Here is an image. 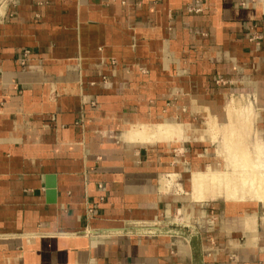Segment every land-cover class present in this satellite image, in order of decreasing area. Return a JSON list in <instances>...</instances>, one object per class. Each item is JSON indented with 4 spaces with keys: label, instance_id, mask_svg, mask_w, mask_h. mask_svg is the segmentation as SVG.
Masks as SVG:
<instances>
[{
    "label": "crops",
    "instance_id": "0c3cea01",
    "mask_svg": "<svg viewBox=\"0 0 264 264\" xmlns=\"http://www.w3.org/2000/svg\"><path fill=\"white\" fill-rule=\"evenodd\" d=\"M0 4V264H264L257 206L187 198L204 152L125 137L221 91L264 131V0Z\"/></svg>",
    "mask_w": 264,
    "mask_h": 264
},
{
    "label": "bare ground",
    "instance_id": "6f19581e",
    "mask_svg": "<svg viewBox=\"0 0 264 264\" xmlns=\"http://www.w3.org/2000/svg\"><path fill=\"white\" fill-rule=\"evenodd\" d=\"M2 11L3 8L0 4V13H2ZM233 97L225 105L224 120L222 122H219L214 115L209 116L207 113L205 115L208 116V120L205 123L206 128L199 127L193 129L200 130V135L202 137H205L208 133L210 138H212V134H214L213 129H215L216 126L218 132L222 133L223 136L226 135V141L225 143L223 142L226 144V146L224 145L226 148L224 146H222L221 149L216 147L218 149L217 151H230L232 148L235 155L230 154V156L233 155V158H235V160L237 159L238 164L241 165L242 168H236L233 163V158L228 155L226 156L224 170L212 171L208 169L194 172L191 177V195L194 200H203L211 196H223V198L225 197V199L228 198L230 200L235 199V197H240L239 199L251 197L257 200L259 199L260 201L262 200L264 203V145L258 144L255 138H250L251 132L255 131V114L251 113L253 109H250V102L246 104V102L240 98ZM206 112L204 111V114ZM190 125L173 122L153 125L140 124L127 131L125 137L129 140L139 141L140 143L176 142L189 138L187 130L190 129ZM214 135L216 136V134ZM234 135L243 138V140H239V142L234 141L231 138V136L234 137ZM218 145L220 144L218 143ZM226 152L227 151H225V153ZM250 221L251 222L247 223V227H251L255 219L253 218Z\"/></svg>",
    "mask_w": 264,
    "mask_h": 264
},
{
    "label": "rangeland",
    "instance_id": "374dc122",
    "mask_svg": "<svg viewBox=\"0 0 264 264\" xmlns=\"http://www.w3.org/2000/svg\"><path fill=\"white\" fill-rule=\"evenodd\" d=\"M3 12V11H2ZM218 86L219 87H225L226 85H224V81L222 80V79H219L218 80ZM220 94H221V96H222V98L225 100L224 102H221V104H220V106L222 105L223 107H222V110H221V112H220V114L218 115V120H220L219 122H222L223 120H224V117H223V109H225V105L229 102V100H231V98L233 97V98H240L241 100H243L244 102H246V104H248V102H250L249 101V97H247L246 95H242L239 91H235V92H233V91H221L220 92ZM243 96H245V98H243ZM221 98V101H223V99ZM229 99V100H228ZM251 100V99H250ZM253 103H251V107H250V109H253L252 111H251V113L253 114H255V119H254V130L255 131H252L251 132V134H250V138L252 139V138H257V136H258V138H259V135H261V137H263L264 138V131L262 130V129H260V130H258L257 128H256V123L258 122V115H257V103L256 102H254V101H252ZM206 110H207V108H205V112H206ZM208 113V115L209 116H213L210 112H209V110H207V112L204 114V115H206ZM208 116H205V117H202V118H194L193 120H194V124L192 125V126H194V127H201V128H206V121L208 120V118H207ZM190 122V121H189ZM158 123H167V121H163V122H158ZM158 123H152V124H150V125H153V124H158ZM173 123H179V122H173ZM146 125H148V124H146ZM187 125H189V124H187ZM190 129H188L187 130V135L189 136V138L188 139H193V140H197V141H193V140H188L187 139V143L185 144L186 146H187V148H186V150H182L181 151V154H182V157H185L186 158V163L188 162L189 163V166H188V172H186V173H188V174H190V169L192 170L194 167H195V159L194 158H196V153H198V155H200L199 153H205L204 154V161H203V164H202V169H200V168H194L193 170L194 171H192L191 172V176H190V179H191V177H192V174H194V172H198V171H203V170H217V171H221V170H224L225 169V163H226V156H230V154H233V155H235L234 154V152H233V150H232V148L230 149V151H228V150H225V151H227L226 153H225V151L223 152V151H217L219 148L221 149V147L222 146H226V144H224L225 143V141H226V135L225 136H223V134L222 133H220V132H218L217 130H216V126H215V129H213V133L214 134H216V136L214 135V134H212V138H210V136L208 135V133L205 135V137H202L201 135H200V133H201V131L200 130H194L193 128H191V127H189ZM232 128V127H231ZM252 133H253V136H252ZM230 134V133H229ZM256 134V135H255ZM255 135V136H254ZM230 137V136H229ZM231 138L234 140V141H238L239 142V140L241 141V140H243V138H239L238 136L236 137V135H234V137H232L231 136ZM255 138V141H257V139ZM212 139V140H211ZM214 139V140H213ZM184 140H186V139H184ZM199 140V141H198ZM180 141H183V140H180ZM180 141H176V144H177V142H180ZM224 142V143H223ZM237 142V143H238ZM258 144H260V145H263V143L262 142H260V138L258 139ZM167 143H170V142H167ZM173 144H175V142H172ZM218 143L221 145H218ZM222 143H223V145H222ZM241 143V142H240ZM175 144V145H176ZM224 146V147H225ZM218 149H217V148ZM223 147V148H224ZM226 148V147H225ZM223 152V153H222ZM229 152V153H228ZM173 153H175L174 155H180V147H174L173 148ZM219 153V154H218ZM220 154H222V155H220ZM227 154V155H226ZM206 155H208V156H206ZM233 155L232 156H230V157H232L233 158ZM212 158V160H213V158H214V160H213V162H211V161H209V160H211L210 158ZM233 163L235 164L234 166L236 167V168H242V166L241 165H239L238 164V162H237V159L235 160V158H233ZM239 161V160H238ZM224 162V163H223ZM190 163H191V165L192 166H190ZM237 163V164H236ZM188 165V164H187ZM237 165H239V166H241V167H239V166H237ZM177 167V166H176ZM205 168V169H204ZM229 171H231L230 169H228ZM190 192H189V195H188V199H191V200H193V201H195V202H204V201H210L211 199H218V201L221 203V205H222V203H223V200H226V201H241L242 203H246V202H248V203H253L252 205L253 206H257V210H258V216L259 217H263L264 218V203L262 202V200L260 201L259 199L257 200V199H253V198H251V197H247V198H241V199H239V198H236L235 197V199H228V198H226L225 199V197L223 198V196H211V197H207L206 199H203V200H194L193 198H192V182H191V180H190ZM257 197V196H256ZM237 199V200H236ZM262 202V203H261ZM211 204V202H206V203H203V205H204V207H205V205H210ZM250 204V205H251ZM193 206V205H192ZM263 218H262V220H263ZM264 221V220H263Z\"/></svg>",
    "mask_w": 264,
    "mask_h": 264
}]
</instances>
